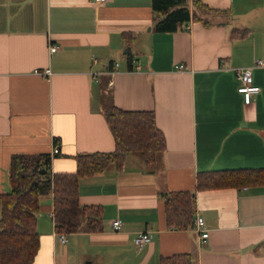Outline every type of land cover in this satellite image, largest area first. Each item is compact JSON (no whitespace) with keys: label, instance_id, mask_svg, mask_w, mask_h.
Wrapping results in <instances>:
<instances>
[{"label":"crops","instance_id":"obj_1","mask_svg":"<svg viewBox=\"0 0 264 264\" xmlns=\"http://www.w3.org/2000/svg\"><path fill=\"white\" fill-rule=\"evenodd\" d=\"M188 4V21L157 31L153 0H0V193L14 153L58 144L55 172L74 171L78 153L113 150L109 102L153 110L166 138L152 162L131 151L122 169L80 179V202L103 207L101 231H65L62 241L53 193L42 194L32 264H160L178 252L193 264H264V185L197 189L201 170L264 166V64L255 65L264 62V0ZM246 66L260 88L249 102L238 89ZM176 190L195 191L205 239L193 225H167ZM145 229L152 238L138 246Z\"/></svg>","mask_w":264,"mask_h":264},{"label":"trees","instance_id":"obj_2","mask_svg":"<svg viewBox=\"0 0 264 264\" xmlns=\"http://www.w3.org/2000/svg\"><path fill=\"white\" fill-rule=\"evenodd\" d=\"M198 1L193 0L196 4ZM153 6L158 12L154 17L157 31L177 30L191 18L188 0H153ZM246 32L247 29L234 30L238 36ZM127 57L131 63V53ZM105 116L115 138V148L76 154L74 171L52 172L50 153L12 154L10 189L0 193V264H32L40 247L37 214L42 194L53 193L58 231H101L103 207L80 202V179L103 172L110 165L122 169L128 152L139 151L147 162H152L155 154L166 148V138L153 110H126L109 102ZM242 185H264V166L201 170L197 174L199 190ZM195 195L191 190L171 191L167 195L168 226L185 229L194 224ZM160 264L193 263L190 253L178 252L163 256Z\"/></svg>","mask_w":264,"mask_h":264},{"label":"built area","instance_id":"obj_3","mask_svg":"<svg viewBox=\"0 0 264 264\" xmlns=\"http://www.w3.org/2000/svg\"><path fill=\"white\" fill-rule=\"evenodd\" d=\"M94 1L104 2L106 0H94ZM58 47L59 46L57 44H51L50 51H55ZM94 60L96 61L97 59L94 58ZM263 64L264 62L261 59L255 62V65H263ZM116 65H118V63H116ZM178 67L183 68L185 67V64L180 63L178 64ZM42 72L45 74H48L50 73V69L45 68ZM240 77L242 79V84L239 86L238 89L240 92L244 94L245 101L249 102L252 93L257 92L260 88L257 85L251 84V81H252L251 67L249 66L242 67L240 71ZM58 151H59V146L58 144H55L51 152V159ZM121 223H122V219L120 217L114 218L112 221L113 228L115 230H118L121 226ZM192 228L195 229L199 233L200 239H205L209 235V229L205 226L204 217L200 213L196 214ZM152 234H153L152 229L140 230L134 238L135 243L138 246L144 245L145 243L151 240ZM58 235L62 241L65 242L67 240V234L65 231H58Z\"/></svg>","mask_w":264,"mask_h":264},{"label":"water","instance_id":"obj_4","mask_svg":"<svg viewBox=\"0 0 264 264\" xmlns=\"http://www.w3.org/2000/svg\"><path fill=\"white\" fill-rule=\"evenodd\" d=\"M125 51H126V52H129V51H130V48H127Z\"/></svg>","mask_w":264,"mask_h":264},{"label":"rangeland","instance_id":"obj_5","mask_svg":"<svg viewBox=\"0 0 264 264\" xmlns=\"http://www.w3.org/2000/svg\"><path fill=\"white\" fill-rule=\"evenodd\" d=\"M85 264H89V263H87V260H85Z\"/></svg>","mask_w":264,"mask_h":264}]
</instances>
